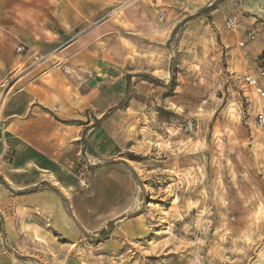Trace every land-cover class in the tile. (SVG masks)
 I'll list each match as a JSON object with an SVG mask.
<instances>
[{
	"label": "rangeland",
	"instance_id": "374dc122",
	"mask_svg": "<svg viewBox=\"0 0 264 264\" xmlns=\"http://www.w3.org/2000/svg\"><path fill=\"white\" fill-rule=\"evenodd\" d=\"M47 1L0 0V165L25 164L28 139L50 147L36 124L12 132L35 80L86 118L38 205L1 174L0 264H264V104L243 80L264 59L234 37L237 15L179 0L144 32L121 0L73 29Z\"/></svg>",
	"mask_w": 264,
	"mask_h": 264
},
{
	"label": "crops",
	"instance_id": "0c3cea01",
	"mask_svg": "<svg viewBox=\"0 0 264 264\" xmlns=\"http://www.w3.org/2000/svg\"><path fill=\"white\" fill-rule=\"evenodd\" d=\"M120 1L121 0H49L47 2L57 11L56 17L60 24L73 29H79L87 24L97 22ZM186 1H191V5L204 7L213 4L216 0ZM217 2L219 9L221 7H227L231 9L239 19L236 27L238 31L234 34V37L236 39H242L241 42H246V51H249L252 57L263 55L264 59V0H218ZM171 5L172 3L164 0H133L125 6L126 10L124 9L122 13L124 12L126 14V19L133 24L134 27L138 30L141 29L147 32L148 28L150 29V27H153L151 24H155V16L153 14L156 12H159L160 15L167 16L168 20L177 13L176 8L169 7ZM110 23L111 20L99 25L97 28L100 29V33H104L103 35L106 36V33L111 29L109 26ZM166 23L168 24V22ZM138 24H142L144 27L141 28ZM249 31H256L253 41L248 40L247 33ZM259 79L260 83L264 86V79ZM49 87L50 86L43 82L42 79H38L34 81L32 86L26 88L29 92L19 93L20 95L17 96L18 100L16 101L17 105L15 106V108H17V112L15 113L16 116H13L10 120L12 124L15 125L12 126L15 127V131L12 132L16 134H23V132L19 130L22 127L26 128L24 133L28 134L31 132L30 129L35 128L36 124V126L43 131H38V128L35 132L39 133L42 131L43 134L47 133L50 136V147H42L40 144L31 142L28 139L27 142L31 144V147L27 146L28 149L26 154L20 156V158L27 157L25 164H17L14 167L0 165V177L4 174V179L12 183L14 185L13 187H16L19 191L32 190L30 197L32 203L35 205L40 203L39 198L42 195L40 192L38 193L36 191V185L40 182L54 179L53 177L58 173L60 167V161L58 159L62 158V155L58 154L60 153L59 147L61 143H72L78 139L81 132V122L78 120H83L84 117L86 118V115H82L81 112H79V108L75 107L76 104L72 100L67 98L57 100L56 97L47 94V89ZM247 90L250 91V93L256 94L253 89L247 88ZM259 98L260 102L264 104V100L260 96ZM40 104L52 109L54 112L53 116L48 111H44V109L38 110L40 109ZM28 109L35 115H30L24 121L21 120L18 115ZM46 124H50V130L47 132L44 129ZM89 125H91V121ZM71 145L74 147L71 150L73 151V160H75L79 145L76 143H72ZM48 194L52 198L54 205L52 206L50 202L48 204L45 203L41 209L46 212H52L54 206L58 208L59 198L51 191H48ZM7 231H9L8 228Z\"/></svg>",
	"mask_w": 264,
	"mask_h": 264
},
{
	"label": "built area",
	"instance_id": "2783aa9c",
	"mask_svg": "<svg viewBox=\"0 0 264 264\" xmlns=\"http://www.w3.org/2000/svg\"><path fill=\"white\" fill-rule=\"evenodd\" d=\"M170 3L172 2H177L179 0H166ZM237 20L236 16H233L229 19L228 24L230 26L234 25ZM248 40H253L255 38V32L249 31L247 33ZM245 41L241 42V45H244ZM22 47H19L18 50H21ZM259 78H264V66L260 68V74L258 76L252 75V74H247L244 76V84L246 88L253 89L256 94H258L263 100H264V86L260 83ZM256 126L258 129L264 130V107L261 108L256 114ZM83 184H86L83 182Z\"/></svg>",
	"mask_w": 264,
	"mask_h": 264
},
{
	"label": "trees",
	"instance_id": "16d2710c",
	"mask_svg": "<svg viewBox=\"0 0 264 264\" xmlns=\"http://www.w3.org/2000/svg\"><path fill=\"white\" fill-rule=\"evenodd\" d=\"M129 77H130V76H129ZM128 87H129V83L127 84V90H128ZM123 102H124V101H123ZM123 102H121L120 105H122ZM103 231H105V229H104Z\"/></svg>",
	"mask_w": 264,
	"mask_h": 264
}]
</instances>
